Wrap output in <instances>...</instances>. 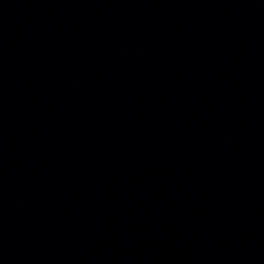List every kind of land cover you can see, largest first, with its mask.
<instances>
[{"label": "water", "instance_id": "1", "mask_svg": "<svg viewBox=\"0 0 264 264\" xmlns=\"http://www.w3.org/2000/svg\"><path fill=\"white\" fill-rule=\"evenodd\" d=\"M0 264H264V136L125 0H0Z\"/></svg>", "mask_w": 264, "mask_h": 264}]
</instances>
